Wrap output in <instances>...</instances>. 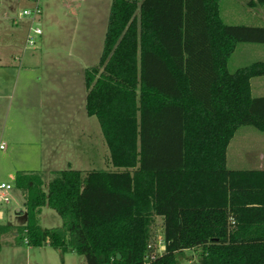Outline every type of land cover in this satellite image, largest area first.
<instances>
[{"label": "trees", "instance_id": "obj_1", "mask_svg": "<svg viewBox=\"0 0 264 264\" xmlns=\"http://www.w3.org/2000/svg\"><path fill=\"white\" fill-rule=\"evenodd\" d=\"M222 1H112L86 109L115 169H61L48 182L17 172L23 209L18 224L0 219V245L17 229L85 264H184L190 251L187 264H264V169L227 159L241 126L264 132L251 85L264 61L229 68L238 44H264V26L226 23ZM45 207L60 226H42Z\"/></svg>", "mask_w": 264, "mask_h": 264}, {"label": "rangeland", "instance_id": "obj_2", "mask_svg": "<svg viewBox=\"0 0 264 264\" xmlns=\"http://www.w3.org/2000/svg\"><path fill=\"white\" fill-rule=\"evenodd\" d=\"M113 0H41L44 9L42 29L44 35L37 40L35 46L26 47L25 35L32 24L30 17L24 16L23 11L33 9V0H0V76L14 73L12 67L20 65L22 60L24 74H31V68L37 61L40 68L35 67L32 75L42 77L45 81L46 95L38 114H34V107L26 106L21 112V118L13 121L8 119L7 126L18 124L24 130L27 125L39 127V123L47 122L46 134L53 140V148L59 151L63 147L62 158L56 159V163H44L47 168L45 180L53 177L52 170L81 169V170H111L115 169L110 157L107 142L96 116H89L85 107L84 95L85 70L99 63L105 35L108 27L110 7ZM228 12L224 11V21L229 24H249L245 18L243 4L238 1L227 0ZM234 6L232 9L230 7ZM40 17H38L39 19ZM252 23V20H251ZM39 41V42H38ZM253 48H256L253 50ZM25 52V53H24ZM34 52V57L31 55ZM264 57V45L259 43H240L229 60L231 71L251 65ZM21 59V60H20ZM7 62L13 66L5 65ZM4 64V65H3ZM42 66V69H41ZM11 69V71H10ZM263 82V83H262ZM253 94L264 93V77H256L252 81ZM28 84L13 80L11 91L14 95V107L21 95V87ZM75 86L80 90L77 94H69L65 88ZM256 88V86H260ZM83 90V91H82ZM35 95V93H34ZM9 102V103H10ZM42 102V101H41ZM9 104L5 113L1 115L0 124L8 117ZM15 109H12V113ZM35 116V119L32 118ZM14 129V128H13ZM32 137V136H31ZM46 141L48 144L49 140ZM233 145L228 149V167L230 169H246V165L252 160L253 152L264 155V132L254 126H241L237 131ZM42 146L45 140H41ZM231 146V145H230ZM259 146V147H258ZM69 147V148H68ZM253 148V149H252ZM252 149V151H251ZM77 151V158L71 157L72 163H67L66 156L71 151ZM262 152V153H261ZM7 151L0 150V184H11L15 177H7L8 171H12L11 162L8 160ZM255 154V153H254ZM251 157V159H249ZM77 159V161H75ZM38 163V164H37ZM28 169L41 167L39 162H23ZM50 169V168H49ZM264 169V168H261ZM11 197L9 203L0 202V210L5 216L2 222L17 223V209H23V195L15 187L9 190ZM41 224L44 227H57L62 224V218L56 211L49 207L44 208ZM15 233H17L15 235ZM3 238L0 247V264H85L83 256L68 252L62 254L52 246L32 247L24 242L22 232L17 229L8 233ZM163 238H159L162 246ZM196 258V253L190 251L186 254L184 264ZM197 260V259H195ZM193 260V261H195Z\"/></svg>", "mask_w": 264, "mask_h": 264}, {"label": "crops", "instance_id": "obj_3", "mask_svg": "<svg viewBox=\"0 0 264 264\" xmlns=\"http://www.w3.org/2000/svg\"><path fill=\"white\" fill-rule=\"evenodd\" d=\"M235 1H238L241 4H243L244 15L246 16L245 18L250 20V23L247 25L264 26V0H231V2H235ZM227 3H228L227 0L222 1V4H221L222 18H224V15H223L224 11L228 12L226 9L228 7ZM40 4H41V0H40ZM41 7H42V5H41ZM233 7L234 6L230 7V9H232ZM42 9H43V7H42ZM39 17L40 18L38 19V22L41 24V27H42L43 18H44V9L42 10V13ZM251 20H252V23H251ZM32 23H33V21H32ZM31 26H32V24L29 26V28L26 32L25 43L27 40V35L31 29ZM43 35H44V32L38 38L42 39ZM38 38H37V40H39ZM262 45H264V44H262ZM26 47H28L27 43H26ZM254 49H256V48H253V50ZM31 55H33L32 57H34V55H35L34 52ZM259 61H264V57L262 59L257 60V62H259ZM1 64L2 63H0V65ZM5 65L13 66V64L9 63V62H7ZM33 66L34 67L28 65V67L31 68V74H24V68H23V64H22V60H21L19 66L17 65L16 67H14V66L12 67V70H14L13 74L9 73V71H7V74L0 76V119L2 118L1 115L3 113H5L6 107L9 104V110H8V115H7L8 117H6V120L3 121L2 125L0 124V150L7 151L6 155H7L8 160L11 162V166H12L11 167L12 171H8L7 177H16V174L19 171H34V172L42 173L44 178H45L46 171L47 170L51 171L52 167H49L50 168L49 169V168H47V165H44V163H48V161H49V163L59 162L56 159L64 157L62 153L68 151V149L65 151V149H63V147H60V148H62L60 151H59V149L57 151L53 148L54 142L46 134V132L48 130V129H46V126H47L46 121L39 123V127H37V124L35 125L36 127H33L32 125L28 124L27 128H25V130L16 123L14 124L13 127L10 125L7 126L8 119L12 118L13 116H14L13 121H16L19 118H21V115H22L21 111L26 106H28L30 109H31V107H34V114L39 113V109L41 108V105L43 103V96L46 95V91H48V90L45 87V81L42 77L38 76V78H36V76L32 75L33 74L32 70L35 69V67L40 68V67H38V66H40V63L37 61V63H34ZM41 69H42V66H41ZM87 69L88 68L84 69L85 70V72H84L85 79L83 81V83H84V86H83L84 95H83V97L85 98V102H86V97H87V93H88L87 86H86V70ZM10 71H11V69H10ZM261 77H264V75ZM254 78H256V77H254ZM254 78H252V80H251L252 93H253V90L255 89V88H253V83H252ZM15 79L17 80V82L22 81V82L27 83L28 85L27 86L25 85V87H21L22 88V90L20 91L21 95L19 96V100L17 101V106L14 107L13 100H12V102H10V100L14 96L12 94V91H11V83ZM258 87H261V85L256 86V88H258ZM65 90L67 93L72 95L74 93L75 94L79 93L81 88L79 90H76L75 86L72 85L70 87H66ZM257 91L260 94H258V95L253 94L254 96H256V97L264 96L263 91H259V89ZM34 93H35V95H34ZM43 105L45 107L44 103H43ZM85 107H86V105H85ZM12 109H15V111L13 113H12ZM32 118H34V120H36L35 116H33ZM234 138H235V136H234ZM48 139H50V140L47 144L46 141ZM233 139L231 142H233ZM41 140L42 141L45 140L44 146H42ZM230 145H229V147H232L233 144L230 143ZM2 146H4V147L1 148ZM252 149H251V151H252ZM258 154H260V153L259 152H253L252 160L250 161V163H248L246 165L248 167L246 169L264 168V155L258 156ZM72 156L77 158V151L76 150L71 151V153L68 156H66L67 158L64 161H66L67 163H72V161H71ZM227 159H228V153H227ZM249 159H251V157H249ZM27 161L39 162L40 164H42V166L37 167L38 165H35L36 167H32L35 169H28L29 167H25L23 165V162H27ZM75 161H77V159ZM52 171L54 172L57 170H52ZM48 181L49 180H46V182H48ZM2 183H5V182H2ZM11 184L13 186H15V180ZM20 209L21 208H19L17 210H20ZM0 211L3 212V216H2V218H3L5 216V213L3 210H0ZM43 212H44V209H43ZM43 212L41 215V221H42ZM1 214H0V216H1ZM49 228H51V227H49ZM16 234L17 233H15V235ZM3 238H7V236L4 235ZM3 238H2V240H3ZM2 240H1V242H2ZM0 247H1V245H0Z\"/></svg>", "mask_w": 264, "mask_h": 264}, {"label": "built area", "instance_id": "obj_4", "mask_svg": "<svg viewBox=\"0 0 264 264\" xmlns=\"http://www.w3.org/2000/svg\"><path fill=\"white\" fill-rule=\"evenodd\" d=\"M35 2V7L33 9H27L23 11V15L30 17L33 21L31 29L27 35V46H35L37 43V38L43 33V29L41 27V24L38 22V17L41 15L42 13V7L40 4V0H33ZM4 146H2L1 148H3ZM14 186L12 184H8V183H1L0 184V202H6L9 203L11 201V197L8 194L9 190H11ZM2 213V214H1ZM0 219H3V212L0 211ZM151 248V246H150ZM155 254L152 255V257L154 258Z\"/></svg>", "mask_w": 264, "mask_h": 264}, {"label": "water", "instance_id": "obj_5", "mask_svg": "<svg viewBox=\"0 0 264 264\" xmlns=\"http://www.w3.org/2000/svg\"><path fill=\"white\" fill-rule=\"evenodd\" d=\"M163 249H165V246H163ZM119 258H121V255L119 254Z\"/></svg>", "mask_w": 264, "mask_h": 264}]
</instances>
